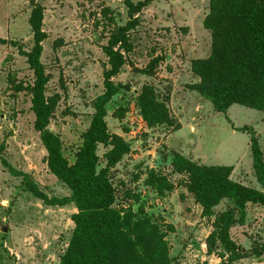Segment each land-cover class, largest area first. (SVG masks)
Listing matches in <instances>:
<instances>
[{"label": "rangeland", "instance_id": "obj_1", "mask_svg": "<svg viewBox=\"0 0 264 264\" xmlns=\"http://www.w3.org/2000/svg\"><path fill=\"white\" fill-rule=\"evenodd\" d=\"M129 2L142 6L133 10ZM35 9L41 12L38 60L46 79L48 127L69 163L100 99L114 90L103 105L111 142L96 148L97 169H106L114 206L157 222L173 264H264V251L258 253L264 247V204L247 202L242 219L232 211L231 252L219 231L220 214L232 201L224 198L213 214L204 215L188 189V175L172 163L180 154L199 165H226L233 181L263 190L252 165L251 133L240 128L252 127L264 159V111L235 103L219 112L193 87L198 77L192 60L208 56L212 46L204 26L209 0H0V264H59L77 211L74 203L51 205L35 196L22 175L11 174L1 161L49 198L71 194L49 170L35 127L37 75L29 62L36 45L30 22ZM121 29L129 50L121 42L111 45ZM108 49L121 55L117 73L110 74ZM145 87L166 106L167 123L144 118ZM113 148L124 150L114 158ZM150 170L171 187L160 192L146 184Z\"/></svg>", "mask_w": 264, "mask_h": 264}, {"label": "trees", "instance_id": "obj_2", "mask_svg": "<svg viewBox=\"0 0 264 264\" xmlns=\"http://www.w3.org/2000/svg\"><path fill=\"white\" fill-rule=\"evenodd\" d=\"M137 6L142 4L129 2L131 9L135 10ZM40 21L41 12L35 9L30 22L36 33V45L29 58L37 75L32 99L35 127L47 152L49 170L67 184L71 194L49 198L27 175L14 169L5 159H1L3 165L11 174L22 175L27 187L46 203H74L77 209L72 215L74 229L59 264H173L158 223L149 217L136 215L131 209H117L106 169H97V145H106L110 141L103 119V105L114 90L103 95L97 104V111L75 161L69 163L62 155L60 141L48 127L49 107L42 94L46 79L38 60L39 42L43 38ZM204 26L211 33L212 46L208 56L192 60L191 70L198 77L194 89L210 100L219 112H226L235 103L264 111V0H209ZM124 29L112 37L111 45L121 42L129 50ZM107 54L111 61L110 74L117 73L121 55L113 49H108ZM110 85L107 83L108 87ZM140 106L149 124L169 121L166 106L156 99L151 87H145L141 93ZM240 129L251 133L252 165L262 191L233 181L229 166L199 165L180 154H175L172 160L176 172L188 175V189L202 206L204 215L213 214V208L222 199L232 201V208L220 214L222 227L219 231V237L231 252L235 250V244L227 231L232 223V211H239L242 219L247 202L264 204V159L259 141L252 127ZM123 150L113 148L109 156L116 154L113 156L117 158ZM145 182L160 192L171 187L168 179L154 170L149 171ZM262 251L264 247L258 253Z\"/></svg>", "mask_w": 264, "mask_h": 264}]
</instances>
